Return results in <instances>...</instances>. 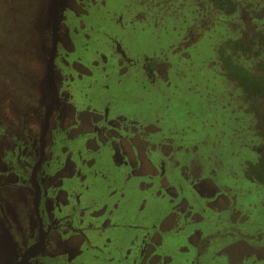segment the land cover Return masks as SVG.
<instances>
[{"label": "rangeland", "instance_id": "rangeland-1", "mask_svg": "<svg viewBox=\"0 0 264 264\" xmlns=\"http://www.w3.org/2000/svg\"><path fill=\"white\" fill-rule=\"evenodd\" d=\"M241 1L228 15L209 0H59L65 40L55 78L64 117L53 126L50 119L39 170L52 172L44 181L54 191L81 196L77 204L70 192L62 211L74 204L75 215L54 229L64 248L38 255L41 264H264V187L246 175L255 123L215 50L264 17V0ZM51 26V0H0L5 164L20 145L24 155L36 110L49 101ZM24 110L32 113L26 126ZM12 174L17 185L0 192L27 240L29 175ZM77 217L86 240L73 231Z\"/></svg>", "mask_w": 264, "mask_h": 264}, {"label": "flooded vegetation", "instance_id": "flooded-vegetation-1", "mask_svg": "<svg viewBox=\"0 0 264 264\" xmlns=\"http://www.w3.org/2000/svg\"><path fill=\"white\" fill-rule=\"evenodd\" d=\"M56 6V20H57V33H56V46L53 54V58L51 61V73L53 79L56 84V96L53 101V104L48 112V117L46 121V126L44 125L45 116L47 109L50 105L52 98V85L48 75V66H49V58L52 50V39H53V31L55 28L54 24V9L53 6ZM62 8L59 0H51V29L48 31V36H50V51L48 54V58L46 61L45 71L46 76L49 81L51 87V94L49 97V101L47 105L43 108L40 107V110L37 111V119L38 124L34 126V131L30 134H27L24 137L23 141V149L24 155L21 153V145H20V154L19 157L15 160L8 158V162H5L0 158V188L1 187H13L17 185V181L12 173L15 174H26L29 175V186H25L26 194L23 192L22 200L28 203L27 194L29 195L30 201V214L32 215V223H31V231H29V238L27 240L23 239L19 227L17 226L18 220L16 218L15 209L9 210L6 206L5 199H8V193L1 191L0 192V252L3 254L1 256L2 264H41L40 258L38 255L43 254H53L59 253L61 247L64 248L60 243V238L58 235L55 238L54 229L58 227L59 220H64V218H69L70 214H74L75 207L72 204L71 209L69 208L66 212L63 213L64 206L69 207V195L72 192L73 199L77 204L80 203V193L76 188H72L69 190L68 188H57L55 191L53 187L54 184H47L44 179L47 177H52V172H44L39 170L40 163L45 159V154L48 152V141L51 135V123L50 119L52 118V126L56 123L57 120L60 121L64 117V114L61 111L59 104V91H58V81L55 78L56 70V62L59 61V54L62 52V47L60 44L64 37V20L62 16ZM48 16V12L46 14ZM45 32V31H44ZM46 34V33H45ZM47 36V35H46ZM61 56V54H60ZM63 61V60H62ZM23 114L22 123L24 126L28 125L29 118L32 115L29 111H21ZM25 113V114H24ZM62 114V115H61ZM36 115V114H35ZM61 115V116H60ZM2 119H0V123L2 124ZM1 128V126H0ZM4 131L11 133V137L15 134L10 128L9 130L3 129ZM54 142V140L52 141ZM32 143V144H31ZM29 153V154H28ZM28 158L27 166H24L23 160ZM23 165V166H22ZM11 173V174H10ZM37 173L38 178H37ZM45 176L44 178H42ZM40 178V179H39ZM23 191V190H22ZM44 201L42 202V210L39 207L41 202L42 194ZM41 195V196H40ZM42 198V199H43ZM77 224H73V231L79 233L83 236L84 240L88 239L82 232L88 230V227H85L81 223H79L82 218L77 217ZM16 224V226H14ZM68 250L73 251L74 247H67ZM66 251L62 250L63 255ZM67 257H70L69 251H67Z\"/></svg>", "mask_w": 264, "mask_h": 264}, {"label": "trees", "instance_id": "trees-1", "mask_svg": "<svg viewBox=\"0 0 264 264\" xmlns=\"http://www.w3.org/2000/svg\"><path fill=\"white\" fill-rule=\"evenodd\" d=\"M209 1L215 9L228 15H233L243 3L241 0ZM248 25L255 29L238 37L224 38L215 50L221 74L239 88L242 101L239 102L255 123L249 124L258 139L253 148L256 159L246 162V175L264 187V17H252Z\"/></svg>", "mask_w": 264, "mask_h": 264}, {"label": "water", "instance_id": "water-1", "mask_svg": "<svg viewBox=\"0 0 264 264\" xmlns=\"http://www.w3.org/2000/svg\"><path fill=\"white\" fill-rule=\"evenodd\" d=\"M53 2H55V0H53ZM53 9H54V24H55V28H54V31H53L52 50H51V54H50V58H49V66H48V75H49V79H50V82H51V85H52V98H51L50 105H49V107L47 109V112H46L45 122H44L45 126H46V121H47V117H48V112H49V110H50V108H51V106L53 104V101L55 99V96H56V84H55V81H54L52 73H51V61H52L54 50H55V46H56V33H57V20H56V6H55V4L53 6Z\"/></svg>", "mask_w": 264, "mask_h": 264}]
</instances>
